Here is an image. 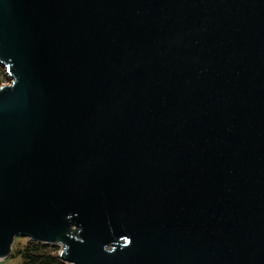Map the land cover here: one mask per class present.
I'll list each match as a JSON object with an SVG mask.
<instances>
[{
  "label": "water",
  "instance_id": "1",
  "mask_svg": "<svg viewBox=\"0 0 264 264\" xmlns=\"http://www.w3.org/2000/svg\"><path fill=\"white\" fill-rule=\"evenodd\" d=\"M0 261L264 264V0H0Z\"/></svg>",
  "mask_w": 264,
  "mask_h": 264
},
{
  "label": "trees",
  "instance_id": "2",
  "mask_svg": "<svg viewBox=\"0 0 264 264\" xmlns=\"http://www.w3.org/2000/svg\"><path fill=\"white\" fill-rule=\"evenodd\" d=\"M0 69L2 68L0 67ZM19 254L22 258L21 264H66L58 256L57 246L44 245L29 241Z\"/></svg>",
  "mask_w": 264,
  "mask_h": 264
},
{
  "label": "rangeland",
  "instance_id": "3",
  "mask_svg": "<svg viewBox=\"0 0 264 264\" xmlns=\"http://www.w3.org/2000/svg\"><path fill=\"white\" fill-rule=\"evenodd\" d=\"M0 67L3 69H0V85L4 84V83H8L10 82L9 76L8 74L4 73L5 69L2 65H0ZM2 70V71H1ZM6 78V79H5ZM30 240L27 237H16L14 240V243L12 245V252L11 254L6 257L5 259L0 261V264H21L22 262V258L20 257L19 252L21 250H23V248L28 244ZM59 249V246H57ZM66 264H68V262L64 261Z\"/></svg>",
  "mask_w": 264,
  "mask_h": 264
},
{
  "label": "built area",
  "instance_id": "4",
  "mask_svg": "<svg viewBox=\"0 0 264 264\" xmlns=\"http://www.w3.org/2000/svg\"><path fill=\"white\" fill-rule=\"evenodd\" d=\"M4 73L6 74L7 72H6V71H4Z\"/></svg>",
  "mask_w": 264,
  "mask_h": 264
}]
</instances>
